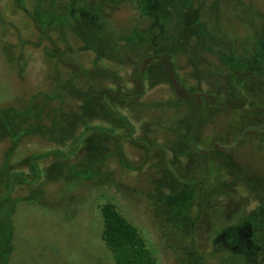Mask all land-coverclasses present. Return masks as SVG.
Segmentation results:
<instances>
[{"label":"rangeland","instance_id":"374dc122","mask_svg":"<svg viewBox=\"0 0 264 264\" xmlns=\"http://www.w3.org/2000/svg\"><path fill=\"white\" fill-rule=\"evenodd\" d=\"M238 77L264 108V0H0V264H115L105 202L157 264H264V131L224 151L260 117L207 98Z\"/></svg>","mask_w":264,"mask_h":264},{"label":"trees","instance_id":"16d2710c","mask_svg":"<svg viewBox=\"0 0 264 264\" xmlns=\"http://www.w3.org/2000/svg\"><path fill=\"white\" fill-rule=\"evenodd\" d=\"M142 77L143 78L147 77L146 71L144 75L142 74ZM181 83H183L182 80H181ZM227 83L229 87V92L225 94L214 93V94H211V96L207 94L208 95L207 98L211 99V100L208 99L209 100L208 102L209 103L212 102L213 104H216L220 108L224 107L226 109H232L235 112H240L238 114H239V121H240L239 124L241 123V126L243 122V118H242L243 115H246V112L250 111L251 108H253V110L251 111L254 112L256 116L260 117V120H261V121H257V120H252V118H247L246 124L248 127L242 126L241 129L238 127L236 128V130L238 131L237 134L235 133L236 139L233 142H231L230 146L224 150L226 151V153H229L235 147L238 146L239 141L241 140L243 135L253 134L254 132H257L256 130H259L258 133H260V131L261 132L264 131V119H263L264 118V108L256 107V105L251 104L252 102H249V98L246 95L247 93L245 92L246 87L243 85L245 81H243L242 79L240 80V78L238 77L236 80L233 78L231 79L230 82L227 81ZM118 90L119 89L114 91L115 97L112 96V99L115 102L120 101L122 99L137 100L143 94V90L141 88H137L132 93H129V95H125V98H124L123 97L124 95H121L120 93H118ZM205 93H208V92H205ZM201 97L203 98L202 102L206 103L207 99H205L203 95ZM190 100H192L190 102L192 103L191 105H195V107L198 108V112H199V107L201 108L202 102H199V99L196 95H195V98L192 96ZM15 110H18V109H15ZM19 111L20 112L16 113L17 115L22 116L25 113L24 110L21 111V109H19ZM7 112L8 111H6V116L3 117L2 120L0 119L1 129H4V131L6 132L8 129H10L9 124L12 122V120H15L16 118L15 117L16 114H14L15 116L11 115L13 118L12 119L11 116ZM121 117H122L121 119L123 120V122L127 123L128 126H131V123L128 121L125 115H121ZM90 127L92 128V126ZM261 140L264 141V134H262V138L260 139V141ZM76 146H73L72 150H70L71 154L75 151ZM50 152L53 154L58 153V154L66 155V156L70 154V153L68 155L64 154L63 151H61L60 149L56 151H50ZM197 160L198 162H200L199 159ZM33 177H34V180L36 181L38 174L36 173V175ZM6 188L8 187L6 186ZM11 190H12V187L10 188V190L7 191V193H5L6 195H4L3 198H5L7 194L11 192ZM2 200H0V204ZM99 207H100V213L102 216L101 238L106 244L107 248L111 251L115 264H157L151 251L146 247L145 242L143 241V239L140 237L139 233L137 232L136 227L132 225L117 210L114 204H112L111 202H105L101 204Z\"/></svg>","mask_w":264,"mask_h":264}]
</instances>
